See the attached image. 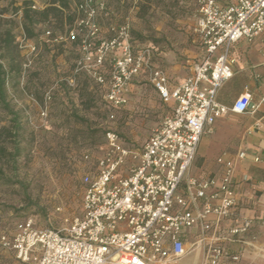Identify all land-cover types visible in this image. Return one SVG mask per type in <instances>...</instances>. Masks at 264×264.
Returning a JSON list of instances; mask_svg holds the SVG:
<instances>
[{"label":"built area","instance_id":"built-area-1","mask_svg":"<svg viewBox=\"0 0 264 264\" xmlns=\"http://www.w3.org/2000/svg\"><path fill=\"white\" fill-rule=\"evenodd\" d=\"M197 7L196 31L203 57L174 90L169 88L165 71L155 66L154 49L135 48L130 23L113 27V36L103 37L99 18L106 10L105 0H79L76 22L65 37L46 32L48 43L76 45L79 58L74 73L88 74L107 86L109 109L115 111L128 102L130 84L142 72L149 74L160 99L173 103L174 108L141 148H131L115 131H107L104 154L95 171L83 177L81 215L64 229L40 228L33 217L24 218L16 222L12 233L1 237L3 249L27 264H170L188 253L182 239L185 230L201 225L210 231L211 216L218 227L231 215L236 205L232 161L224 163L220 185L215 180L192 179L188 198L179 188L202 137L213 132L215 122L229 111L245 113L252 106L248 95L240 96L231 108L220 104L216 96L233 76V45L264 35V0H197ZM30 50L36 53L37 47L31 45ZM108 62L107 77L103 69ZM51 99L48 92L46 100ZM110 119H115L114 113ZM239 157L244 158L245 153ZM85 159L90 160V155ZM214 187V193L208 195ZM200 200L205 201L202 210L190 208ZM250 227L251 221L246 220L230 234L241 239ZM226 257L225 247L218 243L209 247V264H222Z\"/></svg>","mask_w":264,"mask_h":264},{"label":"rangeland","instance_id":"rangeland-1","mask_svg":"<svg viewBox=\"0 0 264 264\" xmlns=\"http://www.w3.org/2000/svg\"><path fill=\"white\" fill-rule=\"evenodd\" d=\"M53 1L0 0V61L8 74L6 98H0V239L27 217L40 228L68 227L82 213L83 177L95 171L104 154L107 131L141 148L172 112L160 99H150L153 86L145 81L137 83L122 108L109 109L107 86L74 73L76 45L47 42V31L65 37L78 16L79 0H66L67 7L58 3L59 13L42 14ZM132 8L127 2L119 6L110 23L120 26L128 19L137 50L151 47L157 55L158 49L174 50L198 39L189 26L195 23L196 6L189 10L181 0H138L137 9ZM29 9L30 19L25 18ZM8 33L10 45L4 42ZM109 69L108 62L103 69L107 77ZM0 264L23 263L0 244Z\"/></svg>","mask_w":264,"mask_h":264},{"label":"crops","instance_id":"crops-1","mask_svg":"<svg viewBox=\"0 0 264 264\" xmlns=\"http://www.w3.org/2000/svg\"><path fill=\"white\" fill-rule=\"evenodd\" d=\"M181 1L189 10L197 7V0ZM105 2L106 10L101 13L99 23L103 37L110 38L113 36L112 28L118 26L110 23L117 16L116 9L126 2L133 5L132 10L137 9L138 0ZM195 11L198 13V7ZM126 20L125 23L129 22ZM193 23L189 26L194 27L193 30L197 33V14ZM191 28L187 32L191 33ZM197 35L198 39L184 47H176L174 50L158 49L159 52L155 54V66L167 74L170 90L184 83L191 76L194 65L203 57L201 39L198 33ZM219 53L220 51L217 55ZM230 57L235 60L233 76L219 88L216 99L220 104L231 108L240 96L248 95L252 106L245 113L229 111L215 122L212 133L202 137L196 158L179 188V193L189 197L188 184L192 179L198 182L215 180L216 186L220 185L226 171L224 163L232 161L235 166L233 188L236 192V205L231 215L222 219L218 227H215L216 218L211 216L209 222L213 223V228L210 231H204L201 225L185 230L182 239L188 253L170 264H209L207 252L215 243L227 249L228 257L222 264H264V35L253 42L240 40L233 45ZM144 81L152 84L149 74L142 72L130 84L128 100L138 90L137 83ZM149 97L160 99L154 86L149 91ZM163 103L173 112V103ZM241 152L245 153L244 158L239 157ZM215 190L216 187L210 188L207 194L211 195ZM204 202L200 200L190 208L202 210ZM211 202L215 205L219 203L218 200ZM246 220L251 221L248 233L241 239L233 238L230 231L243 225Z\"/></svg>","mask_w":264,"mask_h":264},{"label":"trees","instance_id":"trees-1","mask_svg":"<svg viewBox=\"0 0 264 264\" xmlns=\"http://www.w3.org/2000/svg\"><path fill=\"white\" fill-rule=\"evenodd\" d=\"M60 4L59 6H63V7H67V2L66 0H54L51 4V7L49 9H46L45 11H43L42 14H45L46 16H48V14L52 11H55L56 13H59L61 10L59 9L58 5L57 4ZM25 18H28L30 19L31 18V11L30 9L29 10H26L25 12ZM13 39V36H11L9 33L7 35V39L4 40V42L7 44V45H10L11 41ZM7 72L5 70V67L4 65L1 63L0 61V98L2 100H5L6 98V83H7ZM13 122H15V128L18 130L20 129V125H19V122H18V115L16 114V117H14L13 119Z\"/></svg>","mask_w":264,"mask_h":264}]
</instances>
